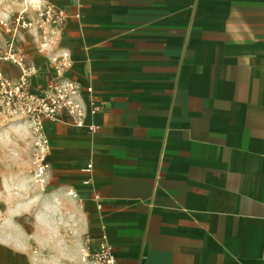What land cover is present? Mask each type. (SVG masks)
Wrapping results in <instances>:
<instances>
[{
    "label": "crops",
    "instance_id": "0c3cea01",
    "mask_svg": "<svg viewBox=\"0 0 264 264\" xmlns=\"http://www.w3.org/2000/svg\"><path fill=\"white\" fill-rule=\"evenodd\" d=\"M39 1L100 104L97 134L46 123L51 190L119 264H264V0ZM36 41L33 88L53 75Z\"/></svg>",
    "mask_w": 264,
    "mask_h": 264
},
{
    "label": "rangeland",
    "instance_id": "374dc122",
    "mask_svg": "<svg viewBox=\"0 0 264 264\" xmlns=\"http://www.w3.org/2000/svg\"><path fill=\"white\" fill-rule=\"evenodd\" d=\"M31 1L0 0V57L9 50L21 51L27 67H34L29 46L36 39L40 46L34 48L49 59L50 53L41 50V30L23 29L11 45L13 33L5 28H12L25 8V17H38ZM2 63L21 73L13 61H0L1 67ZM9 77L19 76L10 73ZM17 120L0 116V264H98L93 257L97 236L88 227L85 206L79 205L80 199L63 200L59 192L51 190L48 173L37 171L29 123L25 122V130L6 131ZM4 238L21 245L15 248Z\"/></svg>",
    "mask_w": 264,
    "mask_h": 264
},
{
    "label": "built area",
    "instance_id": "2783aa9c",
    "mask_svg": "<svg viewBox=\"0 0 264 264\" xmlns=\"http://www.w3.org/2000/svg\"><path fill=\"white\" fill-rule=\"evenodd\" d=\"M31 3L38 17H25L27 11L25 8L16 17L15 25L5 29L13 33L11 45H14L21 30L40 29L41 50L50 53L53 75L41 87L33 88L31 78L37 71L34 67L26 66L25 55L21 54V51L9 50L1 56L0 61H13L20 67L21 73L17 79L11 78L0 66V116L29 123L34 138L37 171L46 174L50 167L48 156L52 148L46 123L58 121L63 113H67L71 117L69 124L85 127L92 135L97 134L101 130V125L94 120L87 122V118L94 117L99 112L100 104L92 86L84 88L77 80L66 76V72L72 67L71 52L59 46L62 30L68 18L65 10L39 0ZM90 167L91 165L88 166ZM101 229L99 237L96 238L93 257L98 264H119L105 227L102 226Z\"/></svg>",
    "mask_w": 264,
    "mask_h": 264
},
{
    "label": "bare ground",
    "instance_id": "6f19581e",
    "mask_svg": "<svg viewBox=\"0 0 264 264\" xmlns=\"http://www.w3.org/2000/svg\"><path fill=\"white\" fill-rule=\"evenodd\" d=\"M32 1H34V0H32ZM25 129H26V123H25V121L24 120H22V121L21 120H17V121L12 122L8 126V128L6 129V131L7 130L20 131V130H25ZM2 236H3V234H2ZM3 241L13 242V246L15 248H18L21 245V243L18 240H14V239L4 238Z\"/></svg>",
    "mask_w": 264,
    "mask_h": 264
}]
</instances>
